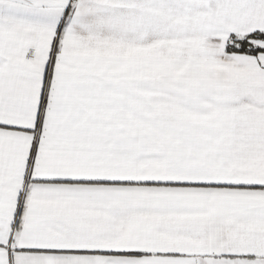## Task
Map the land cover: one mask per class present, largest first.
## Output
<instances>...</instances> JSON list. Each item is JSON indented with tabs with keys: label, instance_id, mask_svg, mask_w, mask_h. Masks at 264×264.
<instances>
[{
	"label": "snow or ice",
	"instance_id": "snow-or-ice-1",
	"mask_svg": "<svg viewBox=\"0 0 264 264\" xmlns=\"http://www.w3.org/2000/svg\"><path fill=\"white\" fill-rule=\"evenodd\" d=\"M0 264H264V0H0Z\"/></svg>",
	"mask_w": 264,
	"mask_h": 264
}]
</instances>
